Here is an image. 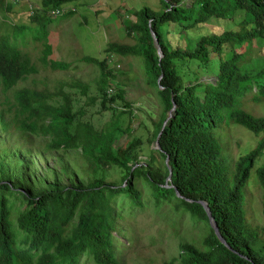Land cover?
<instances>
[{
    "label": "trees",
    "instance_id": "1",
    "mask_svg": "<svg viewBox=\"0 0 264 264\" xmlns=\"http://www.w3.org/2000/svg\"><path fill=\"white\" fill-rule=\"evenodd\" d=\"M35 1L38 6L30 8L27 17L34 23L33 38L40 46L38 62L52 70L65 69L69 61L48 57L47 24L56 16L73 14V9L61 6L72 0ZM158 1L159 9L148 5L131 8L133 18L122 24L127 40L107 41L104 50L136 58L162 106L168 109L171 99L174 101L173 114L158 136L159 149L153 139L164 113L152 120L146 138L151 146L141 158L142 140L137 136L119 146L113 143L121 131L115 116L98 128L82 123L70 131L73 114L63 92L62 101L54 105L46 101L45 91L20 86L13 89L6 110H0L3 127L6 111L19 134L49 132L46 149L79 145L94 169L117 165L123 170L119 182L93 176L85 184L54 185L33 192L3 178L0 165V264H120V237H129L130 243L133 235L127 219L147 206L173 233L180 232L185 216L205 225L198 244L181 240L175 255L155 264H264V159L256 164L264 153V114L244 106L264 102V63L254 72L252 65L243 69L249 63V43L264 40V0ZM10 4V0H0V11H8ZM211 18L229 19L234 27L183 37V44L171 42L167 36L172 26L180 34ZM10 25L11 35L0 32L2 91L38 71L36 62L15 42L16 35L21 36L30 26ZM149 27L160 46V58ZM243 43L246 47L236 50ZM81 59L96 65L95 80L103 99L114 76L106 58L85 54ZM182 65L185 78L180 72ZM203 74L210 77L202 78ZM230 125L257 137L228 165L221 158L217 132ZM165 156L170 167L168 181ZM251 173L259 188L258 224L248 221L246 215L248 195L244 189ZM165 183H172L182 196ZM199 199L207 202L229 247L216 237Z\"/></svg>",
    "mask_w": 264,
    "mask_h": 264
},
{
    "label": "rangeland",
    "instance_id": "2",
    "mask_svg": "<svg viewBox=\"0 0 264 264\" xmlns=\"http://www.w3.org/2000/svg\"><path fill=\"white\" fill-rule=\"evenodd\" d=\"M10 9L0 11V32L10 34V23H27L28 31L17 34L15 42L25 51L31 60L35 61L38 71L27 75L17 84L5 91L0 85V110H6L14 88L25 86L45 91L49 104L57 105L61 100V93L67 94L70 100V112L73 114L69 130L89 123L98 128L109 118L115 116L121 131L113 143L116 146L123 144L132 136L142 140L141 155L145 158L151 143L146 141L152 130V120L164 113V108L154 92L152 86L146 81V76L138 60L131 56L116 55L104 50L107 41H126L123 35V20L133 18L129 13L131 8L148 5L159 9L158 0H72L63 3L62 9L71 8L73 14L67 18L56 16L47 24V38L51 44L48 57L69 61L65 69H49L38 62L39 43L33 38V22L29 21L27 13L30 8L38 6L35 0H10ZM234 27L229 19L211 18L208 21L195 24L185 29L183 33L177 32V27L169 30L170 41L183 44V37L193 38L201 33L219 32L222 29ZM166 36V37H167ZM167 37V38H168ZM128 41L130 39L128 38ZM177 43H172L177 44ZM246 43L237 46L236 50H243ZM249 48V63L243 69L254 72L264 63V40H252ZM105 57L107 65L111 68L113 78L105 87L104 98H101L98 83L95 78L98 69L92 62L81 59L82 55ZM186 67L181 66L183 74ZM203 77H210L203 74ZM201 78V77H200ZM106 80V78H105ZM120 94V96H119ZM112 96V99H109ZM128 101V104H124ZM245 107L254 110L256 114H264V102L253 107L252 103H245ZM9 114L4 111L0 120V165L3 178L8 179L16 187L30 188L37 192L54 185L85 184L93 176H101L105 182H119L123 170L117 165L94 169L81 153L79 145L66 149H46L45 142L49 140L50 133L38 131L37 133L19 134L8 119ZM222 144L221 158L226 164L232 163L237 155L254 144L257 135L238 125L224 127L217 132ZM264 159L260 155L256 164ZM246 196L247 219L253 224L260 222L259 188L255 176L251 173L244 189ZM151 207H144L139 213L127 222L133 228L132 240L121 235L120 264H155L162 259L177 253L181 240H191L195 244L200 240L205 230L204 223H193L187 216L183 217L179 233H173L171 227L164 224L161 217H157ZM245 212V213H246ZM123 251L125 253L123 254ZM90 264V263H88Z\"/></svg>",
    "mask_w": 264,
    "mask_h": 264
},
{
    "label": "water",
    "instance_id": "3",
    "mask_svg": "<svg viewBox=\"0 0 264 264\" xmlns=\"http://www.w3.org/2000/svg\"><path fill=\"white\" fill-rule=\"evenodd\" d=\"M149 30H150V34L152 36V40H153V44L155 45V51H156V54H157V58H160V56L162 55V52H161V49H160V46L159 44L157 43V38L153 32V30L149 27ZM160 77V74L158 75L157 77V81H158V78ZM158 86H160V84L158 83ZM161 87V86H160ZM174 106H175V103L174 101L171 99V105L169 106V108L167 109V112H166V115L165 117L163 118V120L161 121V124H160V127L153 139V144H154V147L155 148H158L159 149V144H158V136L163 128V126L165 125L166 121L172 116L173 114V109H174ZM164 161L166 163V166H167V174L165 176V180L168 181L170 180V167L167 163V156H165L164 158ZM166 186H172L174 188V192L177 196L181 197L182 195L179 193V191L176 189V187H174V185L172 183H165ZM200 202V204L202 205L203 209L205 210V213H206V216H207V220H208V223L209 225L211 226L213 232L215 233L216 237L219 239L220 242H222L225 246H228V244L225 242L224 238L221 236L218 228H217V225H216V222L213 220L212 216H211V213H210V210L208 208V205H207V202L204 201V200H201L199 199L198 200ZM229 247V246H228Z\"/></svg>",
    "mask_w": 264,
    "mask_h": 264
}]
</instances>
